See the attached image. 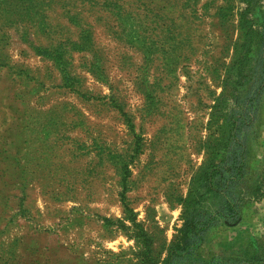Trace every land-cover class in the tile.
Masks as SVG:
<instances>
[{
    "label": "rangeland",
    "instance_id": "1",
    "mask_svg": "<svg viewBox=\"0 0 264 264\" xmlns=\"http://www.w3.org/2000/svg\"><path fill=\"white\" fill-rule=\"evenodd\" d=\"M244 7L0 0V264H141L146 248L164 258L177 200L224 149ZM248 148L250 178H264V93ZM241 248L264 260V198L189 260Z\"/></svg>",
    "mask_w": 264,
    "mask_h": 264
},
{
    "label": "trees",
    "instance_id": "2",
    "mask_svg": "<svg viewBox=\"0 0 264 264\" xmlns=\"http://www.w3.org/2000/svg\"><path fill=\"white\" fill-rule=\"evenodd\" d=\"M240 1L245 5L240 14L245 31L244 55L232 67L236 78L232 82L234 100L228 109L230 117L222 139L221 158L216 164L201 166L191 177L186 196L177 200L182 207L181 225L175 229V238L164 258L152 259L146 248L141 264H197L189 257L211 229L236 226L244 206L264 198V178L257 173L251 179L248 166L249 133L264 93V0ZM256 6L263 13L259 23L253 18ZM208 264H264V260L258 253L241 248L233 259L213 258Z\"/></svg>",
    "mask_w": 264,
    "mask_h": 264
}]
</instances>
